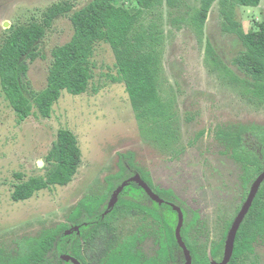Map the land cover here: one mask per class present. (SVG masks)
<instances>
[{
	"label": "trees",
	"instance_id": "1",
	"mask_svg": "<svg viewBox=\"0 0 264 264\" xmlns=\"http://www.w3.org/2000/svg\"><path fill=\"white\" fill-rule=\"evenodd\" d=\"M126 1L137 6L130 8ZM261 1L199 0L185 16L176 19L178 26L188 25L195 31L198 42L204 43L205 63L210 73L224 83L240 85L242 93L260 105L264 104V21L257 24L258 29L245 31L237 9L256 7ZM216 2L222 16V31L236 35L244 47L233 59L237 69L224 61L215 44L210 40L205 42L206 24ZM182 4L181 0H91L72 12L74 5L64 1L49 6L42 21L11 26L0 44V82L19 120L32 114L49 118L63 91L75 95L87 92L94 78L92 58L96 45L106 42L114 50L117 68V74L109 76L114 82L124 83L144 140L157 148L171 150L180 139L177 97L165 87V31L159 19L149 20V15L165 5L178 8ZM69 14L74 33L67 43L53 50L47 87L34 91L26 78L29 61L40 56L39 44L55 19ZM94 91L98 89L94 87ZM215 136L240 166L247 199L253 182L264 171V125H222ZM46 159L50 166L45 175L22 180L24 176L18 174L21 181L13 191L15 201L72 182L82 163L77 135L69 128L60 129ZM118 163L119 170L107 176L102 193L85 195L66 221L21 240L14 252L0 250V264H70L64 256L66 253L75 258L76 264H89L82 247L92 243L101 249L97 264H187L177 236L180 218L176 216L173 223L163 214L168 209L178 215L176 208L183 213L181 237L192 264L223 260L237 216L227 221L219 240L208 243L200 234L205 225L199 211L182 200L175 190L156 184L151 172L137 163L133 151L119 153ZM127 213H141L143 218L152 219L153 226L143 225L122 237L118 234L108 237L121 214ZM72 225L81 230L80 236L66 234ZM147 237L153 238L154 245L145 250ZM263 239L264 181L238 230L228 264H256V244ZM90 252H93L91 247Z\"/></svg>",
	"mask_w": 264,
	"mask_h": 264
},
{
	"label": "rangeland",
	"instance_id": "2",
	"mask_svg": "<svg viewBox=\"0 0 264 264\" xmlns=\"http://www.w3.org/2000/svg\"><path fill=\"white\" fill-rule=\"evenodd\" d=\"M64 1L74 5L73 12L91 0H0V44L11 26L42 21L49 6ZM181 1V7L165 5L149 15V20L159 19L165 31V87L177 97L180 139L171 150L144 140L124 83L109 76L117 74L109 43L96 45L90 89L79 95L63 91L49 118L32 114L20 121L0 82V249L15 251L22 239L66 221L85 195L103 192L107 176L119 170V153L128 151L135 153L137 163L151 172L156 184L175 190L199 211L205 225L200 230L204 241L211 243L222 237L227 221L238 215L246 199L241 168L225 152L215 131L219 126L238 123L264 125V104L250 100L240 85L224 83L210 73L204 43L198 42L191 27L178 26L176 21L199 0ZM125 4L137 6L130 1ZM70 14L55 19L39 44L40 56L29 61L26 78L34 91L47 87L53 50L67 43L74 33ZM237 14L245 31L258 29L257 24L264 21V0L256 7L239 6ZM222 22L216 2L206 24L205 42L215 44L224 61L237 69L233 59L244 47L236 35L222 31ZM62 128L77 135L82 150V163L74 179L68 185L42 189L30 199L15 201L13 191L21 181L18 174L24 176L22 180L45 175L50 166L46 156ZM164 211L169 213L170 222L174 223L176 216L179 220V214ZM143 221V214H121L108 237H122ZM72 230L78 233L80 229ZM95 245H85L84 249L93 264L101 255ZM152 245L149 239L143 247L146 250ZM256 254L257 264H264V239L256 244ZM65 257L76 264L70 254Z\"/></svg>",
	"mask_w": 264,
	"mask_h": 264
},
{
	"label": "water",
	"instance_id": "3",
	"mask_svg": "<svg viewBox=\"0 0 264 264\" xmlns=\"http://www.w3.org/2000/svg\"><path fill=\"white\" fill-rule=\"evenodd\" d=\"M264 181V171L256 178V180L253 182L250 193L243 205V207L241 208L240 212L238 213L237 217L235 218L233 225L230 229L229 235H228V240H227V246H226V251H225V256L223 258V260L221 262H213V264H228L233 256L234 253V246H235V241H236V237H237V233L238 230L242 224V222L244 221L246 215L248 214V212L250 211L251 206L254 203L255 197L258 193V190L260 188V186L262 185ZM158 199V197H157ZM178 209L179 212V224L177 227V236L178 239L181 243V245L183 246L185 253H186V257H187V264H192L191 261V257L189 254V251L185 245V243L182 240L181 237V227L183 224V213L179 208Z\"/></svg>",
	"mask_w": 264,
	"mask_h": 264
},
{
	"label": "flooded vegetation",
	"instance_id": "4",
	"mask_svg": "<svg viewBox=\"0 0 264 264\" xmlns=\"http://www.w3.org/2000/svg\"><path fill=\"white\" fill-rule=\"evenodd\" d=\"M159 198V197H158ZM151 202H152V204L154 205V202L152 201V200H150ZM239 213V212H238ZM133 214H136V213H132V215ZM139 214H141V213H138L137 215H139ZM163 214H164V216L167 218V219H169L170 218V216H169V213L168 212H163ZM144 219V221L142 222V224L141 225H139V226H137V228L138 227H141V226H143V225H145L146 227H148V226H153V221H152V219L151 218H148L147 219V217H145V218H143ZM170 220V219H169ZM156 226V225H155ZM72 227H76V226H74V225H72ZM137 228H135L134 230H131V232H133V231H135ZM43 231V230H42ZM41 231V232H42ZM40 232V233H41ZM131 232H129V233H131ZM76 234V235H78V236H80L81 235V230H79V232L77 233L76 231H74V230H67V232H66V234H68V235H71V236H73L74 234ZM129 233H127V234H129ZM75 235V236H76ZM126 235V234H125ZM25 239H28V238H25ZM72 239H73V237H72ZM71 239V240H72ZM149 239H152L153 240V238H151V237H147L146 239H145V241H144V243L147 241V240H149ZM23 240V239H22ZM73 241V240H72ZM71 241V242H72ZM19 245V244H18ZM144 245V244H143ZM69 247H71V244H69ZM17 248H18V246H17ZM86 247H85V244H84V246L82 247V253L86 256V259H87V261H88V263L89 264H93V263H91V261H90V259H89V257H88V254H86L85 252H84V249H85ZM0 250H2V249H0ZM4 251V250H3ZM6 252V251H5ZM11 252H14V251H11ZM64 254H65V252H63ZM62 253V254H63ZM66 254H69V253H66ZM71 255V254H70ZM65 256V255H64ZM72 256V255H71ZM73 257V256H72ZM93 257V256H92ZM94 258V257H93ZM73 259H75L74 257H73ZM92 260V259H91ZM97 264V263H96ZM257 264V263H256Z\"/></svg>",
	"mask_w": 264,
	"mask_h": 264
}]
</instances>
